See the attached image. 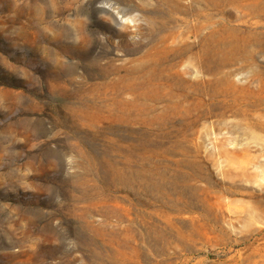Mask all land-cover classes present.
<instances>
[{
  "label": "rangeland",
  "instance_id": "rangeland-1",
  "mask_svg": "<svg viewBox=\"0 0 264 264\" xmlns=\"http://www.w3.org/2000/svg\"><path fill=\"white\" fill-rule=\"evenodd\" d=\"M162 6L0 0V264H264V109L221 114L232 97L198 88L161 116L131 103L124 78L145 24L186 32V17L204 25L190 42L213 35L210 71L192 62L191 77L263 98L264 46L231 63L218 52L219 39L264 33V16Z\"/></svg>",
  "mask_w": 264,
  "mask_h": 264
},
{
  "label": "bare ground",
  "instance_id": "bare-ground-1",
  "mask_svg": "<svg viewBox=\"0 0 264 264\" xmlns=\"http://www.w3.org/2000/svg\"><path fill=\"white\" fill-rule=\"evenodd\" d=\"M160 1L163 4L162 8L166 11L165 14L168 15L194 12L207 17L215 10H224L229 7L239 12L256 15L258 18L264 16V0L261 2L253 0H196L199 2L196 7L191 4L183 5L181 0ZM180 21L188 28L186 32L176 31L174 26L167 25L165 22L157 25L149 21L145 24L142 35L145 38V49L141 52L138 60L134 61L131 74L124 77L125 89L132 95L131 103L136 104V98L142 99L140 102L142 109L150 111L159 108L161 116H163L170 111L187 108L191 98L194 95H199L197 89L200 88L201 95L207 94L208 91L223 95L224 91L225 95L229 94L232 97L231 104L225 103L222 106L221 114L231 111L232 107L236 106L237 108L232 113L245 116L246 110L239 108L241 103L247 107L253 105L263 110L264 97L256 99L249 97L250 93H246L249 90L247 84L240 88L230 82L228 78H206L199 82L191 77L196 63L199 64L201 70L210 71L209 62L212 56L210 44L213 35L209 36L208 33H204L198 43L190 42L189 38L197 35L204 25L192 27L190 30L186 17L180 18ZM255 24L264 27V22L261 19L257 20ZM199 45L200 49L197 50ZM219 45L223 46L218 54L227 63L240 59L241 56L244 59L253 58V54L246 49L252 45L264 46V33L244 34L235 36L233 39L222 38L219 39ZM185 58L191 65L183 66ZM192 62H194V67ZM239 88L244 93L240 99L239 95H235V91ZM257 125L264 130V122H258ZM157 188L166 192H175L180 189V187Z\"/></svg>",
  "mask_w": 264,
  "mask_h": 264
}]
</instances>
